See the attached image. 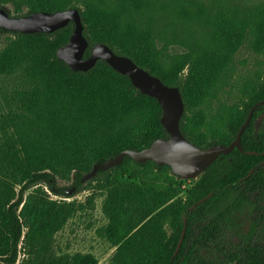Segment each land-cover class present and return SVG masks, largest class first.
Here are the masks:
<instances>
[{
    "label": "trees",
    "instance_id": "obj_1",
    "mask_svg": "<svg viewBox=\"0 0 264 264\" xmlns=\"http://www.w3.org/2000/svg\"><path fill=\"white\" fill-rule=\"evenodd\" d=\"M12 3L16 15L38 10L81 9L89 38L85 56L97 42H105L116 52L132 57L139 65L181 88L185 112L181 129L188 139L208 147L230 144L245 122L251 107L264 98V79L250 89L248 100L238 115L228 121L229 130L208 140L189 123L193 107L208 97L227 73L235 52L250 31L258 46L264 45V7L247 14H211L203 4L189 7L185 0H0ZM173 8L189 22L205 26L202 39H177L183 52L165 59L156 30L157 14ZM74 24L54 32L10 30L13 39L0 52V80L17 76L15 102L19 111L10 116L24 146L15 158L0 165V264H16L23 248L28 257L20 264H70L66 257L47 256L32 247L30 231L38 222L61 224L77 207H60L53 213L49 200L27 194L32 187L47 183L54 191L56 180L76 174V186L85 172L126 148L142 149L157 138H168L161 118L159 100L142 92L131 78L104 59L88 71L75 70L57 55L66 44ZM177 36L174 35V37ZM264 105L259 106L242 136L246 150L238 147L222 153L189 188L186 202L178 211L170 233L157 234L153 217L146 223V237L129 236L130 225L120 218L109 228L110 238L122 244L119 264H264V243L257 238L264 229V128L257 126ZM147 123L151 126L147 127ZM8 133V132H7ZM128 161L139 166L151 162L157 169L171 168L149 159L136 161L131 155L112 168L102 166L93 180L109 181L113 171ZM44 192V187H40ZM186 226L183 244L176 252ZM128 236V237H127ZM138 243H145L142 246ZM36 248V249H35ZM78 264H97L93 256L78 255Z\"/></svg>",
    "mask_w": 264,
    "mask_h": 264
},
{
    "label": "rangeland",
    "instance_id": "obj_2",
    "mask_svg": "<svg viewBox=\"0 0 264 264\" xmlns=\"http://www.w3.org/2000/svg\"><path fill=\"white\" fill-rule=\"evenodd\" d=\"M192 2L203 4L211 14L223 11L229 15L239 14L240 17L250 9L264 7V0H185L191 8L194 5ZM0 5L16 15L12 3ZM24 12L19 15L27 14L29 10L24 9ZM156 17L158 42L165 51L167 61L172 55L185 50V45L178 39H202L206 34L204 25L180 18L173 8L161 10ZM13 36L10 30L0 27V52ZM263 79L264 45L258 46L254 32L250 31L245 42L235 52L222 80L208 97L189 112V123L196 126L198 132L208 140L223 136L229 130V119L242 112L250 89ZM19 85L17 76L0 80V165L5 163L7 157L21 156L24 148L14 129L8 128L10 116L19 111L15 102ZM256 124L264 128V116ZM149 126L151 124L147 123ZM199 176L183 177L169 167L157 169L153 162L139 166L128 161L113 171L109 181L91 178L77 188L76 174L73 172L71 178L59 177L56 180L57 191L45 182L42 186L39 184L29 189L26 195L35 194L46 198L53 213L60 207L69 208L70 204L76 206L77 210L61 224L38 222L31 228L27 226L25 233L30 231L34 237V240H29L31 247L37 245L47 256L69 258L70 264H78L74 262L78 255L93 256L97 264H119L118 252L122 242H114L109 235L114 219L120 218L130 225L129 236L140 232L146 237V223L151 217L154 219L153 231L157 234L170 233L178 211L186 202L189 188ZM40 187H44V192H40ZM258 237V241L264 243V229ZM22 245L16 264L28 257L29 245L26 246L25 242Z\"/></svg>",
    "mask_w": 264,
    "mask_h": 264
},
{
    "label": "water",
    "instance_id": "obj_3",
    "mask_svg": "<svg viewBox=\"0 0 264 264\" xmlns=\"http://www.w3.org/2000/svg\"><path fill=\"white\" fill-rule=\"evenodd\" d=\"M70 22L74 24L73 32L69 41L58 48V57L73 69L83 71L93 68L102 58L117 71L128 75L142 92L159 100L163 108L161 121L170 135L168 138H157L151 145L142 149L126 148L115 156L109 157L104 165L99 162L95 163L90 171L84 173L83 182L96 176L102 166L112 168L120 164L126 155H131L139 162L152 159L158 164H168L175 174L183 177H195L204 172L222 153H228L236 147L243 152H256L243 147L242 136L250 124L255 110L264 105V98L251 107L245 122L230 144L216 143L208 147L200 146L188 139L181 129L185 100L180 86L167 84L160 76L139 65L129 55L116 52L110 45L102 41L95 44L89 56H85L90 41L85 34L86 26L79 7L56 11L38 10L23 15H12L5 6L0 5V27L7 30L25 33L54 32ZM263 116L264 112L260 119ZM185 234L186 226L182 231L176 252L180 250Z\"/></svg>",
    "mask_w": 264,
    "mask_h": 264
},
{
    "label": "flooded vegetation",
    "instance_id": "obj_4",
    "mask_svg": "<svg viewBox=\"0 0 264 264\" xmlns=\"http://www.w3.org/2000/svg\"><path fill=\"white\" fill-rule=\"evenodd\" d=\"M263 112H264V111H263ZM261 114H262V113H261ZM261 114L259 115V119H260Z\"/></svg>",
    "mask_w": 264,
    "mask_h": 264
}]
</instances>
